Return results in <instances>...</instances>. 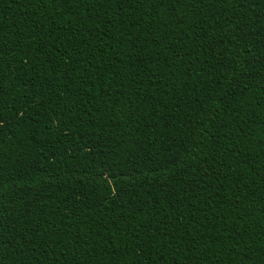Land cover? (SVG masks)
Wrapping results in <instances>:
<instances>
[{
    "label": "trees",
    "instance_id": "trees-1",
    "mask_svg": "<svg viewBox=\"0 0 264 264\" xmlns=\"http://www.w3.org/2000/svg\"><path fill=\"white\" fill-rule=\"evenodd\" d=\"M0 264H264V0H0Z\"/></svg>",
    "mask_w": 264,
    "mask_h": 264
}]
</instances>
